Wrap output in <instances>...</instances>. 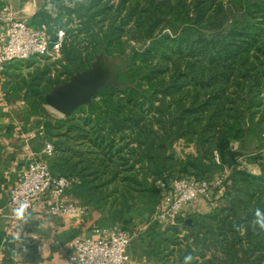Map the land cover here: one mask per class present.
Returning a JSON list of instances; mask_svg holds the SVG:
<instances>
[{
    "label": "trees",
    "instance_id": "16d2710c",
    "mask_svg": "<svg viewBox=\"0 0 264 264\" xmlns=\"http://www.w3.org/2000/svg\"><path fill=\"white\" fill-rule=\"evenodd\" d=\"M66 1L45 0L32 23L57 25L49 22V5L78 14L76 34L86 33L88 54L70 61L64 79L50 81L29 114L45 117L46 94L99 53L124 57L121 79L130 85L102 90L73 115L42 122L43 139L55 146L53 172L75 177L71 192L100 210L104 223L131 230L137 215L150 224L173 179L228 171L211 212L190 214L182 228L148 225L147 251L168 264H183L186 255L193 264H264V234L251 226L254 211L264 210V152L253 157L259 174L238 166L247 136L262 134L264 123V32L257 29L264 0H228L229 7L218 0H72V9ZM180 140L196 152L176 156ZM182 229L187 234L178 242Z\"/></svg>",
    "mask_w": 264,
    "mask_h": 264
},
{
    "label": "built area",
    "instance_id": "2783aa9c",
    "mask_svg": "<svg viewBox=\"0 0 264 264\" xmlns=\"http://www.w3.org/2000/svg\"><path fill=\"white\" fill-rule=\"evenodd\" d=\"M0 19L7 23L6 30L0 36V83L4 81L9 64L17 60L32 57L60 54L68 38L65 26L51 28L47 23L34 24L16 16L13 6L6 2L0 11ZM33 131L31 136H36ZM55 146L51 142L45 145L44 153L52 156ZM241 161L240 158L238 160ZM228 171L220 178L197 180L193 176L173 179L161 203L157 206L154 219L161 225L176 224L188 218L190 205L200 197H208L212 189L227 178ZM78 182L75 177L56 174L50 163L42 157L34 158L21 171L16 184L11 188L7 207L9 218L20 202H26L30 211L38 202L45 201L52 214H87L89 207L79 199H69L68 190ZM165 185L163 184V187ZM100 238H80L70 255L72 264H130L132 256L130 245L132 235L122 227H101Z\"/></svg>",
    "mask_w": 264,
    "mask_h": 264
},
{
    "label": "crops",
    "instance_id": "0c3cea01",
    "mask_svg": "<svg viewBox=\"0 0 264 264\" xmlns=\"http://www.w3.org/2000/svg\"><path fill=\"white\" fill-rule=\"evenodd\" d=\"M6 2L13 6L16 16L33 22L45 0H0V11ZM6 27L7 23L0 19V36ZM5 81L6 76L0 83V264H72L70 255L74 252L78 239L103 236L97 231L98 228L106 227L103 215L91 207L87 214H52L48 204L42 201L29 211L31 220L27 224L21 225L9 218L7 200L10 190L28 163L44 154L48 140L43 139L39 130L43 126L42 117L30 115L21 107V100L11 102L5 91ZM33 131L37 132L36 136H31ZM251 171L260 173L259 167ZM217 187L219 189L215 191V204L211 203L212 206L203 211L205 204H193L199 199L197 198L190 205V213L211 212L220 203L217 198L224 194L222 183ZM67 196L74 199L69 193ZM17 234L21 237L20 241L10 243ZM13 247L19 253L14 259L10 258L9 251ZM24 248L28 249L27 254L23 251ZM131 256L130 264H168L149 251Z\"/></svg>",
    "mask_w": 264,
    "mask_h": 264
},
{
    "label": "rangeland",
    "instance_id": "374dc122",
    "mask_svg": "<svg viewBox=\"0 0 264 264\" xmlns=\"http://www.w3.org/2000/svg\"><path fill=\"white\" fill-rule=\"evenodd\" d=\"M105 1L106 0H104L103 2L105 3ZM119 1L120 0H111V3L118 5ZM187 1L191 2L192 0H187ZM220 2L225 3L227 7H229V5L230 6L232 5V2H229L228 0H218V3ZM66 4L70 7V9H72L75 6L72 0L66 1ZM44 5L45 3L42 5V8L44 7ZM47 10L48 12H51L50 14L53 20V21H49L50 24L52 25L57 24L60 26H65L66 29L68 30V34H69L68 40L69 41H68L67 46L64 47V49L59 55L54 54L52 56L32 57L28 60H17V61L11 62L6 72V81L4 83V87H5L6 94L8 95V98L10 99L11 102H14V103H16V101L21 100L22 101L21 107L23 106V108H25L28 113L31 110L30 107L32 106V104L37 101H41L42 96H45L46 89L51 86V83H50L51 80H56L57 78L64 79L66 77V75L64 74L65 67L68 66V64H70V61L73 58L77 57L79 59H83L88 54V50L86 49L88 41L87 39L85 40L86 33L85 32L80 33L78 34L79 36L76 34L78 33L77 30H79V28L82 27L78 14L75 13L72 16H70L68 14V10L61 9L59 7H56L53 9L52 5H49ZM58 18L59 20H56ZM259 18H261V15L259 16ZM30 22L32 23V21ZM131 26L133 27V23H131V25L128 26L127 28L128 31H129V28H131ZM257 29L264 32V26H262V28L258 26ZM128 36H129V33L125 35L124 39H126ZM262 37L263 38H262L261 43H264V35ZM130 42H131V45L135 46L136 42L134 41H130ZM100 54L101 53L96 55L95 60ZM105 60H109V61L111 60L114 63V65H116V67L119 68L121 72H123V69L125 67L124 57H118V56L117 57H107L106 56ZM73 69L75 71L74 73H76L77 71H80L78 70V67H75ZM231 90H232V87L230 88V91ZM230 98L233 99V96H230ZM258 110H261L258 116L264 118V104L261 107H259ZM42 113L44 114L45 117L42 116L41 122L43 121L45 122V120L56 122L57 120H60L61 118L65 117V116H62L57 111H55L54 109H52L47 103L43 105ZM39 130L43 135L44 130H45L44 127H40ZM261 131H262V134L259 133L258 135L247 136L245 140V146L242 147L244 156L240 157L241 161L238 163V166L240 168L254 170L256 167H258V163H256L253 157L255 156V154H261L264 152V123L260 125V132ZM50 141L52 140L48 139V142ZM186 142H187L186 140H180L175 143L174 150H175L176 156L182 157L185 154L196 152L195 146L193 144L188 145ZM52 156H47L44 153L41 157L44 160L49 162ZM219 174L214 175L213 178H220L221 175ZM114 187L115 185L113 184L110 186V189ZM215 191H216V188H213L212 193L208 197H200L193 204L194 205L195 204L196 205L205 204L203 207L205 208V210L203 211H206V209L212 206L211 203L215 204V202L217 201L216 199H214ZM68 193L71 194L74 200L76 199L81 200L80 198H78L71 192V188L68 190ZM87 205L88 207L94 208L95 210H97L99 213L102 214L100 210L96 209L95 207H92L90 204H87ZM154 217H155V212L151 216L152 221H150V224L157 223L159 227L158 228L159 232L164 231L165 229H167L168 226L182 228V225L179 224V222L176 224H171L167 226L161 225L159 222H157L154 219ZM150 224H147L145 217H143L142 215L140 216L137 215L131 230L130 229L127 230L132 235V242L130 245V249L132 250V253L130 250L131 254L140 255L141 252L143 251L147 252L149 240L147 239L148 236L146 237L145 234H146L147 226ZM104 226L122 227L120 224L114 221H108L107 223H104ZM185 234H187V231L185 229H182L179 231V235L176 236L177 239L176 237L175 239L178 242H181L182 239L180 238H183ZM171 235L173 236L174 233L170 231L168 236H171ZM176 240L173 239V241H176Z\"/></svg>",
    "mask_w": 264,
    "mask_h": 264
},
{
    "label": "water",
    "instance_id": "95a60500",
    "mask_svg": "<svg viewBox=\"0 0 264 264\" xmlns=\"http://www.w3.org/2000/svg\"><path fill=\"white\" fill-rule=\"evenodd\" d=\"M106 55L101 53L86 70L77 71L69 80L46 94V103L62 116H71L82 106L93 104L99 92L108 88L125 90L128 80H122V72ZM188 223L192 219L187 220Z\"/></svg>",
    "mask_w": 264,
    "mask_h": 264
},
{
    "label": "clouds",
    "instance_id": "9594fccd",
    "mask_svg": "<svg viewBox=\"0 0 264 264\" xmlns=\"http://www.w3.org/2000/svg\"><path fill=\"white\" fill-rule=\"evenodd\" d=\"M29 205L26 202H20L17 207L13 209V216L14 218L21 224L25 225L31 220V214L28 211ZM252 230L256 231L257 229L258 234H264V210L257 208L254 211L253 219L251 220ZM237 231L244 232L246 228L244 225H238ZM21 237L19 234L15 235L10 243L15 244L16 242L20 241ZM10 251V258L14 259L16 255H18V251L15 247L9 249ZM25 254L28 253V249L24 248L23 250ZM194 257L192 255H186L184 257L183 264H193Z\"/></svg>",
    "mask_w": 264,
    "mask_h": 264
}]
</instances>
